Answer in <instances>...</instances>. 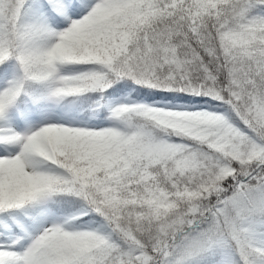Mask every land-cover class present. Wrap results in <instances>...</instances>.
Returning <instances> with one entry per match:
<instances>
[{"label": "snow or ice", "instance_id": "obj_1", "mask_svg": "<svg viewBox=\"0 0 264 264\" xmlns=\"http://www.w3.org/2000/svg\"><path fill=\"white\" fill-rule=\"evenodd\" d=\"M0 264H264V0H0Z\"/></svg>", "mask_w": 264, "mask_h": 264}]
</instances>
